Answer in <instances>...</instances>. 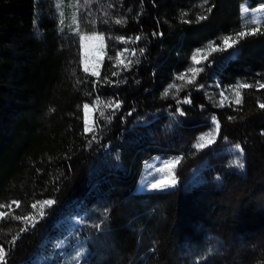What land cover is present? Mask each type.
<instances>
[{
	"label": "trees",
	"instance_id": "obj_1",
	"mask_svg": "<svg viewBox=\"0 0 264 264\" xmlns=\"http://www.w3.org/2000/svg\"><path fill=\"white\" fill-rule=\"evenodd\" d=\"M244 1L264 3L0 0V205L20 202L0 211L24 216L55 201L34 227L0 220L9 264H43L51 240L75 243L71 254L82 248L79 264H264V26L208 49L254 31L242 22ZM89 33L104 36L98 76L82 68L80 35ZM193 67L202 69L195 80L178 79ZM240 81L249 85L240 103L222 102L219 91L228 97ZM213 116L220 133L198 151ZM156 154L181 157L178 186L136 192Z\"/></svg>",
	"mask_w": 264,
	"mask_h": 264
},
{
	"label": "rangeland",
	"instance_id": "obj_2",
	"mask_svg": "<svg viewBox=\"0 0 264 264\" xmlns=\"http://www.w3.org/2000/svg\"><path fill=\"white\" fill-rule=\"evenodd\" d=\"M247 8V13L243 12V9ZM253 9H257L256 12H253ZM240 16L243 22L244 26H247V30H254L255 28L259 26H264V3H260L256 5L255 7H249L248 1H244L240 4ZM85 37H91L93 35H100L96 33H89V34H82ZM81 36V35H80ZM104 40L101 44V41L94 40V39H85L83 42L80 40V51H81V63L82 68L84 69L85 66H87L90 70L99 71V67L101 64L102 57L104 55ZM197 53V52H196ZM202 54V53H200ZM199 58V57H198ZM202 58V57H200ZM88 73H91L89 71ZM246 82H236L235 84L232 83L227 86V93L228 97L224 92L219 91V94L221 95L220 100L222 102L226 103L228 98L237 97L236 93L239 92L240 85H246ZM223 103V104H224ZM84 111V123L85 120H88L89 126L93 127V108L92 106H89V109L86 110L82 109ZM207 133L201 134L206 135ZM175 157H179L176 154H170V155H160L156 154L149 158H147L140 170V174L137 180V183L135 184V191L136 192H149V191H155L154 189H151L150 187H147V185L154 183L156 180L161 179L169 174L168 169H164L163 172L157 171V169H161L164 167L165 162L171 161ZM176 168L173 171V174L175 175L178 183V178L176 176ZM191 175L195 172V168L191 169ZM188 181V180H187ZM176 183L175 186L169 187L168 190L172 189L178 186ZM61 244V247L57 248L56 245ZM75 250V243L71 244H63L60 241H54L51 240L50 243L45 246L44 251L46 252V255L42 258L43 264H77V260L80 261L82 254L80 257H76L77 252H82V248H77V251L75 254H71L70 252H73ZM75 258V259H74Z\"/></svg>",
	"mask_w": 264,
	"mask_h": 264
},
{
	"label": "snow or ice",
	"instance_id": "obj_3",
	"mask_svg": "<svg viewBox=\"0 0 264 264\" xmlns=\"http://www.w3.org/2000/svg\"><path fill=\"white\" fill-rule=\"evenodd\" d=\"M209 11H211V9H209ZM247 11H248L247 8L243 9L244 13H247ZM252 11L256 12L257 9H253ZM204 18L205 17H201V19H204ZM116 22L117 23H122L123 21L122 20H117ZM257 31L258 30H254L251 33H246V32H243V31L242 32H238V33H236V37L238 39H233L230 36H225V37H223V40H222L223 48H217L212 42H210L209 45H208V49L211 50V51H217V50L223 51L224 49L231 48L233 45L237 44L239 39H242V38H244L247 35L257 34ZM86 38L87 39L99 40V41H101V44H102V42L104 40V36L103 35H93L91 37H85L83 35L80 36V40L82 42ZM118 39L124 40V37H119ZM136 39H140V37H136ZM140 51L143 52V49H140ZM201 51H204V50L198 49L197 50V54L195 56H193V61L195 63H200V60L198 59V57H199ZM204 59H207V56H204ZM116 61H117L118 64H124V60H122L120 58V53H117ZM128 63L130 64L131 61H129ZM125 67H127V65H125ZM201 70L202 69L195 68V67L190 68L188 70L189 72L192 73V76L190 78L187 77L185 74H181L178 77V79L187 80L188 83H191L193 80H195L196 74L198 72H200ZM84 71L85 72L91 71L92 75H94V76H98L99 75V73L97 71L90 70L87 66H85ZM113 75H116V73L114 72ZM240 87H249V85H240ZM259 87L260 88H264V84H259ZM164 95H168L167 90L165 91ZM236 95H237V100L235 102L237 104H239L240 103V99H239V95L240 94H239L238 91H237ZM97 99L99 100V97ZM184 102L185 103H190L191 101L185 100ZM101 103H103V102L101 101ZM103 106L105 108H118L120 105H119V102H116V103H107V104H104ZM259 107L261 109H264V103L260 104ZM84 109L87 112V110L89 109V105L85 104L84 105ZM177 112L180 115H184V112L181 111L179 107L177 108ZM101 115H104L103 112H101ZM229 119H233V117H229ZM212 121L214 123V128L212 129V131L207 133L206 135L200 136L198 138V140H197V143L194 145V147L198 151L203 149V148H205V147H207V146H210V145H212V144H214L216 142L217 136L220 133V123H219V121H217L215 116L212 117ZM84 131H85V133L93 131V127L89 126V123H88L87 119L85 120ZM225 139H227V138H225ZM233 147L236 150H239L241 156L243 155V149L241 148L240 144L237 143ZM180 160H181V157H175L171 161L165 162L164 167L161 168V169H157V171L163 172L164 169H168L169 170V174L167 176L161 178V179L156 180L154 183H151V184L147 185V187H150L151 189H154V190H163V189H167L169 187L175 186L176 183H177V179H176L175 175L173 174L172 170H174L176 168V166L179 164ZM232 164L234 166L240 168V169L244 168V163L240 159L232 161ZM54 204H55L54 200H45V201H42V202L34 203V204L31 205V208L33 210H36L39 207V211L35 212V213H30V214L24 215V216L14 215L12 212L0 211V220H3L5 218H7L8 216H11L12 219H14V220L25 221L30 226L34 227L35 224L37 223L38 218L42 219L44 216H46L47 215L46 209L51 208ZM13 205H15V207L18 209L20 207V202L19 201H12L11 204L0 205V207H7L8 209H12ZM96 227L99 228L100 225H96ZM19 231L20 232H25V231H28V228H20ZM18 238H19L18 234L16 236H13L11 241H9V243L14 247L16 242H17V240H18ZM56 247L57 248L61 247V244H57ZM81 254H82L81 252H77L76 253V257H80ZM7 257H8V250H6V248L3 245H0V264H9V261H8ZM77 264H79L78 260H77Z\"/></svg>",
	"mask_w": 264,
	"mask_h": 264
}]
</instances>
